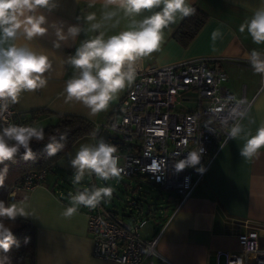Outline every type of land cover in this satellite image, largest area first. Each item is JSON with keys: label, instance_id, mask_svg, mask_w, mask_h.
Segmentation results:
<instances>
[{"label": "crops", "instance_id": "crops-1", "mask_svg": "<svg viewBox=\"0 0 264 264\" xmlns=\"http://www.w3.org/2000/svg\"><path fill=\"white\" fill-rule=\"evenodd\" d=\"M56 3L57 7L52 11L43 10L49 25L45 36L31 42L23 38L16 41L28 43L34 50L49 57L52 68L45 74L47 86L22 93L19 102L13 106L19 113L45 110L80 115L96 127L107 119L129 87L119 93L106 111L96 115H92L81 103L65 102L62 95L65 82L74 74V69L66 62L67 57L74 54L83 40L93 38L99 32L107 38L125 30L130 20L122 13L112 20L102 19V13L108 10L103 8V0H56ZM190 3L207 15L195 36L186 46L175 41L171 35L181 21L178 19L171 30H165L160 50L138 61L137 67L165 65L201 56H223L226 58L224 66L230 75L227 85L231 90L235 91L241 82L246 81L248 90L252 92L254 73L241 61L248 59L253 49L264 53V44H254L247 31H240V26L258 8L264 7V0H190ZM90 14H95V21L87 20ZM140 18L142 16L137 17ZM95 22L102 25L99 32L90 29V23ZM52 24L62 26L65 31L69 25H79L82 31L74 41L69 38L61 42L60 48H55L53 41L56 36ZM213 32L218 33L215 41L212 39ZM239 123L244 133L235 140L226 141L212 155L203 178L186 201L177 207L176 196L163 192L166 194L163 201L165 209L161 217L142 233L150 238L160 232L157 249L173 264H223V255L218 257L217 253L237 248L236 233L244 230L245 224L264 225V149L253 159H245L239 154L247 134H255L256 129L264 124V88ZM97 139L99 133L72 147L54 164L52 171L46 172L42 183L18 192L7 202L23 201L31 215L26 219L35 227V264H119L92 256V238L87 231L85 211L79 207L72 217L63 215L70 204L60 183L67 177L72 183L74 169L70 166V159L82 144L93 143ZM134 181L137 186L138 182ZM142 186L150 185L144 183ZM141 204L142 217L154 218L149 204ZM168 209L170 213L165 214Z\"/></svg>", "mask_w": 264, "mask_h": 264}, {"label": "clouds", "instance_id": "clouds-1", "mask_svg": "<svg viewBox=\"0 0 264 264\" xmlns=\"http://www.w3.org/2000/svg\"><path fill=\"white\" fill-rule=\"evenodd\" d=\"M56 7V0H0V120H6L5 114L10 105L18 103L22 93L47 86L45 74L52 68L49 57L34 50L28 43L16 41L23 38L31 42L45 36L49 25L43 10L52 11ZM103 8L108 10L102 13V19L112 20L122 13L130 23L125 30L107 38L103 32H99L102 27L100 22L90 23L91 31L99 34L83 40L75 48L74 54L67 57L66 62L74 69V74L65 82L62 93L65 102L81 103L92 115L106 111L120 92L133 85L138 61L160 50L165 30H171L178 19L182 20L196 12L190 0H103ZM87 20L95 21V14L87 16ZM51 27L55 29V48H60L61 42L69 38L74 41L82 31L79 25H69L67 31L56 24ZM240 31H247L254 44H264V7L258 8L240 26ZM217 35V32H213V41ZM248 60L255 73L264 74V53L253 49L248 54ZM245 116L246 112L237 108L229 113L233 120H242ZM229 117L221 121L222 126L227 125ZM242 133L243 126L238 122L233 123L228 131V139L235 140ZM44 139L42 127L9 123L0 128V165H4L0 168V187L4 186L9 170L5 162L14 161L21 153L23 160H34L37 153L33 151L32 143ZM64 139V135L59 139L55 135L49 136L43 151L49 157L55 156L63 150L61 141ZM261 149H264V124L256 129L255 134H247L239 154L245 159H253L260 154ZM204 152L202 146L188 152L185 158L175 162V171L179 173L186 168H193L198 174H204L207 170L201 164ZM116 153V146L103 139L82 144L70 159V166L74 169L72 184L79 185L86 176H95L102 181L119 178L123 169ZM112 194L113 188L110 186L93 185L77 189L75 194H69L70 206L65 208L63 215L72 217L78 212L79 206L95 209L102 201L111 199ZM29 216L23 201L7 204L0 201V252L3 253L0 255V264H12L7 253L13 247H20L12 227L7 226L4 219L15 221L17 217ZM28 240L25 237L24 243L27 244Z\"/></svg>", "mask_w": 264, "mask_h": 264}, {"label": "built area", "instance_id": "built-area-1", "mask_svg": "<svg viewBox=\"0 0 264 264\" xmlns=\"http://www.w3.org/2000/svg\"><path fill=\"white\" fill-rule=\"evenodd\" d=\"M225 62L223 56H201L137 67L133 85L107 119L95 127V135L107 130L117 137L115 144L106 142L116 146L123 169L120 176L136 180V191L148 184L174 194L180 207L201 181L205 173L198 174L193 168L177 173L175 162L202 146L205 152L201 164L207 168L212 155L229 140L232 124L241 121L229 117L231 110L247 113L264 88V74L255 73L249 60L243 59L241 62L254 73V89L250 92L245 81L231 90ZM17 113L10 105L6 120L0 123L15 124ZM225 117H229L228 123L222 126ZM46 172L25 173L8 192V199L42 183ZM93 185L91 179L88 187ZM125 204L126 215L101 204L95 209L85 207L92 256L119 264H173L157 249L160 232L150 238L141 234L145 219L139 199L127 197ZM244 228L236 233L235 250L217 253L218 257L223 255V264H264V225L245 224Z\"/></svg>", "mask_w": 264, "mask_h": 264}, {"label": "trees", "instance_id": "trees-1", "mask_svg": "<svg viewBox=\"0 0 264 264\" xmlns=\"http://www.w3.org/2000/svg\"><path fill=\"white\" fill-rule=\"evenodd\" d=\"M192 7L196 9L195 14L182 19L171 35L175 41L183 46H186L190 42L207 19V15L204 12L196 6ZM41 122H44L45 125L37 126V124ZM14 123L17 125L42 127L45 132V139L41 142L34 141L32 143L33 151L37 153L34 160H23L21 158V153L15 157L14 161L5 162L8 164L9 170L4 186L0 187V201H4L6 204L9 200L7 196L8 192L20 177L30 171H38L41 169L52 171L54 164L63 155L68 153L72 147L82 142L85 138L93 135L95 131L94 123L83 116L51 113L45 110H32L28 113L18 112L14 117ZM4 126L5 125L0 123V128ZM53 135L57 136L58 139L61 135L65 136V139L61 141L64 144V148L55 156L49 157L43 151V148L44 144L49 142L48 137ZM211 152L212 149L210 153ZM3 167L4 165H0V168ZM3 222L7 226L12 227L14 236L20 242V247H13L11 251L7 253V255L11 257L12 264H35L34 225L24 217H17L15 221L4 219ZM25 237L29 238L27 244L24 243ZM0 255H3V253L0 252Z\"/></svg>", "mask_w": 264, "mask_h": 264}, {"label": "rangeland", "instance_id": "rangeland-1", "mask_svg": "<svg viewBox=\"0 0 264 264\" xmlns=\"http://www.w3.org/2000/svg\"><path fill=\"white\" fill-rule=\"evenodd\" d=\"M45 125L44 122H41L37 124V126ZM67 179H64L60 185L64 188V194L69 198V194H75L77 189H83V187H88L89 182H91V179L93 180V184L96 187L100 186H110L113 188V194L111 199L102 201L101 205L103 208L107 210L115 211L121 215L127 214V207L125 206L126 198L127 197H135L139 198L141 202L146 206V204H149L151 207V210L153 211L152 216L154 218L146 219L145 218V224L140 229L141 234L145 233L146 230L150 229L152 224L158 219V217H161V213L165 209V196L163 192L158 191L152 186H142V192L136 191V182L133 179L127 178V177H119V178H113L109 181H102L97 179L95 176L93 177H85V179L79 184V185H73L70 183V181ZM68 190V192L66 191ZM162 193V194H160ZM83 211L86 212V208L84 206H79ZM168 212H165V214L170 213V209L167 210ZM145 217V216H144ZM128 220V219H126Z\"/></svg>", "mask_w": 264, "mask_h": 264}, {"label": "water", "instance_id": "water-1", "mask_svg": "<svg viewBox=\"0 0 264 264\" xmlns=\"http://www.w3.org/2000/svg\"><path fill=\"white\" fill-rule=\"evenodd\" d=\"M99 139L110 141L113 144L117 142V137L114 134L108 132L107 130H102L101 132H99Z\"/></svg>", "mask_w": 264, "mask_h": 264}]
</instances>
